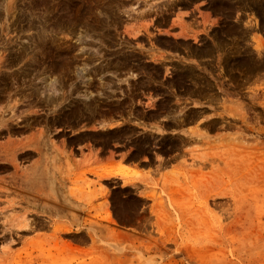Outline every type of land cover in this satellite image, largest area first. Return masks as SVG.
<instances>
[{
    "label": "rangeland",
    "instance_id": "1",
    "mask_svg": "<svg viewBox=\"0 0 264 264\" xmlns=\"http://www.w3.org/2000/svg\"><path fill=\"white\" fill-rule=\"evenodd\" d=\"M0 149V264H264V0H0Z\"/></svg>",
    "mask_w": 264,
    "mask_h": 264
},
{
    "label": "bare ground",
    "instance_id": "2",
    "mask_svg": "<svg viewBox=\"0 0 264 264\" xmlns=\"http://www.w3.org/2000/svg\"><path fill=\"white\" fill-rule=\"evenodd\" d=\"M230 63V62H229ZM16 104V103H15ZM3 108V107H1ZM4 111H6L4 109ZM3 113V111H2ZM1 113V114H2ZM4 117V115H3ZM2 117L1 119V122L2 124H5V120L4 118ZM8 119V118H7ZM51 119V118H50ZM5 122V123H4ZM17 122V121H16ZM8 124V123H7ZM18 126V125H17ZM4 127V126H3ZM6 129H7V126H6ZM2 130V129H1ZM4 130V129H3ZM32 142V141H31ZM18 143V142H17ZM21 143V142H20ZM27 143V142H26ZM32 144V143H31ZM1 145L3 146L2 142H1ZM6 145V144H5ZM26 145H29V144H26ZM7 146V145H6ZM5 146V147H6ZM32 146V145H31ZM19 149H22L25 148V145L23 144H20V146H17ZM7 148V147H6ZM12 148V147H11ZM33 149H30L28 150L29 153H25L27 154V156L29 157L31 155V152H37V154L39 153L40 155L42 154L40 151L42 150L41 148V144H40V139H37L34 141V144H33ZM30 158V157H29ZM0 161H6L8 163H11L13 165H17L18 161H16V150L14 151H7V150H3V149H0ZM40 164V159L38 160ZM42 161V160H41ZM38 164H36V166H38ZM17 169V168H16ZM43 169V168H42ZM43 170H46L43 169ZM43 174V173H42ZM20 176V175H19ZM28 177V176H27ZM17 179V178H16ZM19 179V178H18ZM46 179V178H45ZM35 180V179H34ZM38 181V180H37ZM46 181V180H45ZM36 182V181H35ZM41 183V182H40ZM48 183V182H47ZM38 184V183H37ZM36 185V184H34ZM43 186H44V182H43ZM31 187V186H30ZM34 187V186H33ZM41 187V186H40ZM32 188H30L29 190H31ZM35 189V187H34ZM41 189V188H39ZM37 190V189H36ZM40 191V190H39ZM34 192V191H33ZM38 192V191H37ZM43 193V191H42ZM6 194V193H5ZM33 194V193H32ZM47 194V193H46ZM49 194V193H48ZM47 194V195H48ZM38 195V194H37ZM52 195V194H51ZM50 196V195H49ZM28 197V196H27ZM32 197V196H31ZM53 198L54 197H47L46 198H36V197H28V198H25L21 201H18V204L22 203L24 204L27 208L25 209V212L21 215H16L14 214L12 217L10 216V220L8 219V224H2L0 222V226L2 227V230L1 231V237L0 239L3 240V241H7L9 243H16L18 241H21V240H24V237H26L27 233L28 232H34L35 230H39V229H44V228H47V227H51L53 226V210H54V207H53V204H49L48 202H52L53 203ZM19 199V198H18ZM15 201V200H14ZM12 200V204H16V202H14ZM10 202V201H9ZM64 203V202H63ZM62 203V204H63ZM61 204V205H62ZM60 205V206H61ZM65 205V206H64ZM63 207H66V204H64ZM10 207V206H9ZM31 207H34V209H31ZM56 207V206H55ZM18 208V207H17ZM58 208V207H57ZM67 208V207H66ZM64 209V208H63ZM63 209H60V210H63ZM30 210L29 213H32L31 215L33 217H29L28 216V211ZM32 210V212H31ZM60 210L55 209L56 212H59ZM66 210V209H65ZM62 212V211H60ZM18 240V241H17ZM25 242H27V239L24 240ZM22 242V241H21ZM11 253V252H10ZM8 256V252L6 253ZM7 257L5 254L4 255H1V258H5Z\"/></svg>",
    "mask_w": 264,
    "mask_h": 264
},
{
    "label": "crops",
    "instance_id": "3",
    "mask_svg": "<svg viewBox=\"0 0 264 264\" xmlns=\"http://www.w3.org/2000/svg\"><path fill=\"white\" fill-rule=\"evenodd\" d=\"M86 153H89V151H86ZM125 158L124 156H117V154H114L113 152H109L107 153L105 156H104V159H103V162L104 163H113V162H119V161H123ZM2 166H8V162L6 161H2L1 163ZM134 167H138V168H141L139 166H134ZM134 169V168H132ZM107 179H110V178H107ZM71 182H69L68 180H63L61 179V182H57V181H54L53 180V200L54 199H71V193H70V189H69V186H71ZM61 185H64L65 187H61ZM58 206H54V210L53 212H56L57 209L60 210V208H57ZM64 208V209H63ZM56 209V211H55ZM62 209L63 211L66 209L65 207L62 206ZM62 211V210H60ZM59 211V212H60ZM57 212V213H59Z\"/></svg>",
    "mask_w": 264,
    "mask_h": 264
}]
</instances>
